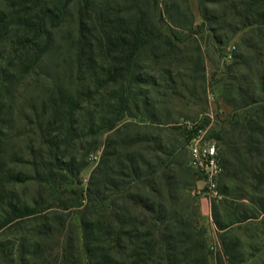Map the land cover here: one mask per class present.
Here are the masks:
<instances>
[{
	"label": "trees",
	"instance_id": "obj_1",
	"mask_svg": "<svg viewBox=\"0 0 264 264\" xmlns=\"http://www.w3.org/2000/svg\"><path fill=\"white\" fill-rule=\"evenodd\" d=\"M75 1L73 57L78 67L84 61L93 90L79 87L81 77L72 92L59 86L37 114L39 146H30L10 168L6 131L18 84L49 53L53 31ZM198 4L200 24L188 0H0V264H82L83 258L86 264H241L238 241L226 231L251 220H258L264 244V73L246 62L238 73L236 64L227 67L222 98L229 112L218 108V122L206 132L216 141L224 198L211 206L222 231L213 263L204 228L195 212L186 213L199 174L189 157L188 163L182 159L204 125H194L197 117L184 123L171 118L174 99L182 97L180 74L162 68L144 73L146 61L181 60L183 36L205 23L218 44L244 29L263 33L264 0ZM196 50L182 60L204 91V60ZM104 134L83 188L79 175L93 145L83 147L82 137ZM75 147L77 156L70 152ZM15 163L31 170L16 171ZM28 184L35 185L31 203L16 192Z\"/></svg>",
	"mask_w": 264,
	"mask_h": 264
},
{
	"label": "rangeland",
	"instance_id": "obj_2",
	"mask_svg": "<svg viewBox=\"0 0 264 264\" xmlns=\"http://www.w3.org/2000/svg\"><path fill=\"white\" fill-rule=\"evenodd\" d=\"M188 5L194 15L195 23L200 24L203 21V17L200 13L198 0H188ZM77 7L76 1L67 7L62 23L53 31L54 39L51 50L42 59L39 66L34 69V72L26 76L18 84L14 109L10 121L7 123L9 124V129L6 131L9 148L6 160L8 159L11 162L8 163L10 168L13 165L12 161L17 160L20 156L28 155L27 152L30 146L33 145L34 148L39 146L40 138L37 135L35 126L36 117L40 113L43 104L56 94L59 86L72 92L77 87L81 77L79 87L81 86L80 88L84 92L88 91V87L89 90H93V84L88 79V74L84 75L83 73L85 69L84 61L81 67H78V63L75 62L73 57L77 40ZM157 21L162 22L159 19ZM207 24L205 23L203 28L197 29L194 34L183 36L184 42L179 43L177 55L181 60L171 61L169 65L161 62L151 64L146 61L143 66L146 69H144V73L147 71L151 75L158 74V70L162 68L175 71L180 74L179 76H182V80H178L176 83V86H179V84L183 85L182 88L177 87L182 97L174 99L175 106L171 112V118L177 122L184 123L185 117H197L194 125H204L197 133L203 134L205 139L214 141L216 145L215 140L206 137V132L217 124L215 111L218 108L225 113L229 112V108L224 105L222 98V89L228 82L227 67L233 63L236 64L237 68L234 69L233 73H238L245 71L242 63L246 62L254 73L257 71L264 73V30L261 35L247 29L240 30L231 36L229 41L218 44L211 38V32L208 31ZM167 32L168 34L170 33L169 31ZM244 43L246 45H243ZM197 46L200 47L204 60V91H202L199 81L190 78L192 75L189 72L190 66L182 60V56H195L197 54ZM1 50L2 46L0 45ZM229 54L231 55L230 57H228ZM78 68L81 69L80 72ZM190 89H192L191 95H189ZM158 95H164L163 90L159 89ZM87 112L86 108L80 111L78 114L79 119L85 118ZM220 116L223 118V115L220 114ZM105 136L106 134L95 138L87 135L82 137L81 145L83 147L93 145L92 150L84 158L87 165L79 175L80 186L83 188L86 186L92 170L97 165L101 152L99 142L104 140ZM75 150L76 147L70 152L77 156ZM188 157V152L186 150L183 151L182 159L187 163ZM78 159L80 158L78 157ZM25 162L27 163V161ZM29 166V164L20 165L15 163L14 169L28 172L31 170V166ZM196 183L190 189L191 203H189V209H187L186 213L195 212V221L200 227L204 228L209 262L213 263V256L216 250L219 249V237L222 231L218 230L214 223L211 206L212 204L221 205L220 202L224 198L220 195V197L209 201L205 195L197 191ZM16 192L31 203V199L35 195V185L28 184L25 187L18 185ZM220 214H222L221 209ZM73 221L78 223V218L76 216L73 217ZM257 221L235 223L226 231L227 236L238 241V249L241 252L240 258L243 260L241 264H264V244L259 234L260 225L258 226ZM82 264H86L85 258H83Z\"/></svg>",
	"mask_w": 264,
	"mask_h": 264
},
{
	"label": "built area",
	"instance_id": "obj_3",
	"mask_svg": "<svg viewBox=\"0 0 264 264\" xmlns=\"http://www.w3.org/2000/svg\"><path fill=\"white\" fill-rule=\"evenodd\" d=\"M231 55L229 54L228 57ZM189 165L199 174L196 189L208 200L220 197L218 178L222 167L215 142L207 140L203 134H194L187 143Z\"/></svg>",
	"mask_w": 264,
	"mask_h": 264
}]
</instances>
